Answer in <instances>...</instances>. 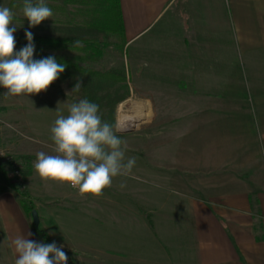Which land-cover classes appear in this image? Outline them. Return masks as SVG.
<instances>
[{
    "label": "rangeland",
    "instance_id": "rangeland-1",
    "mask_svg": "<svg viewBox=\"0 0 264 264\" xmlns=\"http://www.w3.org/2000/svg\"><path fill=\"white\" fill-rule=\"evenodd\" d=\"M45 3L53 16L30 28L23 0H0V6L12 10L19 33L41 32L65 19L67 10L56 8L63 0ZM215 7L222 5L217 0H178L146 34L135 41L127 38L126 51L110 47L92 64L127 74L130 94L116 106V124L126 129L118 133L127 145L126 158L136 157L132 174L114 178L101 197L81 196L67 184L44 181L33 166L38 152L54 154L50 129L58 113L67 115L68 106L80 100L70 93V80L29 97L5 96L7 89L0 86V149L13 159L0 156V196L11 195L14 202H0L6 212V219L0 216V264L9 259L15 264L12 241L17 236L37 242L33 220L20 208L23 191L36 205L40 227L63 246L67 264H202L193 201L213 192L203 186L220 171L241 168L244 177L249 169L243 168L259 163L258 157L264 167L260 138L248 132L252 127L256 133L254 87L264 81L263 73L251 70L262 58L243 56L237 41L234 56L228 37L212 36V20L223 15V7ZM54 53L71 56L76 51ZM16 163L21 180L13 176ZM14 206L27 219V230ZM146 214L152 215L154 228Z\"/></svg>",
    "mask_w": 264,
    "mask_h": 264
},
{
    "label": "clouds",
    "instance_id": "clouds-1",
    "mask_svg": "<svg viewBox=\"0 0 264 264\" xmlns=\"http://www.w3.org/2000/svg\"><path fill=\"white\" fill-rule=\"evenodd\" d=\"M22 12L30 28L53 16L45 0H23ZM13 21L12 10L0 6V86L7 89L5 96L29 97L46 91L67 65L54 56L34 59L31 31H25L27 44L16 51ZM75 45L82 43L75 41ZM81 88L78 80L70 93H79ZM125 130L120 124L104 121L98 104L80 99L68 106L67 115L58 113L50 129L54 154L38 152L34 169L44 181L67 184L81 196L101 197L114 178L130 176L136 164V157L126 158L127 145L118 135ZM12 245L17 253L15 264H67L63 246L55 242L37 243L17 236Z\"/></svg>",
    "mask_w": 264,
    "mask_h": 264
},
{
    "label": "crops",
    "instance_id": "crops-1",
    "mask_svg": "<svg viewBox=\"0 0 264 264\" xmlns=\"http://www.w3.org/2000/svg\"><path fill=\"white\" fill-rule=\"evenodd\" d=\"M177 1L121 0L128 40L135 41L146 34L157 21L167 17ZM217 2L223 7H221L223 15L220 19L212 20L215 21L210 28L212 36L228 37L227 41L231 42L230 50L234 56L237 41L241 51L245 52L243 56L254 55L262 58L259 65L253 66L251 71L264 74V0H217ZM233 9L237 24L233 23L230 16L231 13L234 16ZM235 30L238 35L235 34ZM222 32L223 34H220ZM254 89L256 102L253 100L252 104L255 114L258 115L256 133L252 127L248 132L249 135L260 138L258 149L262 147L260 152L264 154V81L256 82ZM245 111L252 112L247 108ZM258 159L259 163L243 168L249 169L248 175L244 177H241V168L233 167L232 170L220 171L219 177L212 180L211 184L203 186L207 187L205 189H212L213 192L207 197L193 201L191 211L202 264H264V167L261 166V157ZM0 199V202L6 199L12 202V196L5 193ZM14 208L18 209L16 206ZM0 210V216L6 219L4 208L0 207ZM17 211L19 221L27 230V217H23L19 209ZM217 215L225 219L226 225ZM9 260L10 264L11 259Z\"/></svg>",
    "mask_w": 264,
    "mask_h": 264
},
{
    "label": "trees",
    "instance_id": "trees-1",
    "mask_svg": "<svg viewBox=\"0 0 264 264\" xmlns=\"http://www.w3.org/2000/svg\"><path fill=\"white\" fill-rule=\"evenodd\" d=\"M56 8L67 10L66 17L44 26V31L32 33L34 59L54 56L58 63L66 64L65 71L51 85L70 80L68 84L73 88L79 80L82 88L75 94L79 99L87 98L98 104L102 119L115 125L116 106L130 94L127 74L124 69H98L92 64L100 61L110 47L126 51L128 40L121 0H63ZM14 36L20 48L27 44L25 33L16 31ZM75 41H80L82 46H76ZM54 51L76 53L65 56ZM0 168L4 173L2 162ZM26 195L25 191L20 192L19 202L29 219L36 205ZM146 218L154 228L152 215L146 214ZM31 225L38 243L54 242L45 228L36 227L33 221Z\"/></svg>",
    "mask_w": 264,
    "mask_h": 264
},
{
    "label": "built area",
    "instance_id": "built-area-1",
    "mask_svg": "<svg viewBox=\"0 0 264 264\" xmlns=\"http://www.w3.org/2000/svg\"><path fill=\"white\" fill-rule=\"evenodd\" d=\"M16 51H19V47L16 46ZM0 156L3 158L5 156V158L9 161H12V157L11 156H8L7 154L3 153V151L0 149ZM18 164L16 163L15 164V168H14V173H13V176L17 178V180H21V178H23V172L21 171L20 169V166H17Z\"/></svg>",
    "mask_w": 264,
    "mask_h": 264
},
{
    "label": "water",
    "instance_id": "water-1",
    "mask_svg": "<svg viewBox=\"0 0 264 264\" xmlns=\"http://www.w3.org/2000/svg\"><path fill=\"white\" fill-rule=\"evenodd\" d=\"M32 218H33V222H34L35 226L39 227L40 226V218H39V214H38L37 209H33Z\"/></svg>",
    "mask_w": 264,
    "mask_h": 264
},
{
    "label": "bare ground",
    "instance_id": "bare-ground-1",
    "mask_svg": "<svg viewBox=\"0 0 264 264\" xmlns=\"http://www.w3.org/2000/svg\"><path fill=\"white\" fill-rule=\"evenodd\" d=\"M137 108H139V109H140V108H141V105H140V106L138 105V106H137ZM138 112H140V111L138 110ZM121 121H122V120H121Z\"/></svg>",
    "mask_w": 264,
    "mask_h": 264
}]
</instances>
